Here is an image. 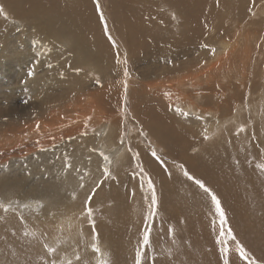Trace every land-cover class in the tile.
<instances>
[{
	"label": "rangeland",
	"instance_id": "1",
	"mask_svg": "<svg viewBox=\"0 0 264 264\" xmlns=\"http://www.w3.org/2000/svg\"><path fill=\"white\" fill-rule=\"evenodd\" d=\"M132 1L129 2V4H130L129 5V4L125 3V0H119V1L118 0H96V2L99 3V5L97 4L98 6H96V8L93 4V10L95 9L97 11V12H94V14L97 16V18L101 17L99 12L105 14V17L107 18V20L105 22H108V24L110 25L109 27L111 29V33H112V36L114 38V41H112L110 38V42H112V44L110 42L108 43L107 39H106V42L108 43L107 46L112 45L111 46L112 48H110V49H112L114 53H111V55L113 54L112 56H115L114 59H116L113 61L114 63H113V66H111V68H110V72L111 73L113 71H116V72L111 77L108 76V72L106 71L105 68H103L104 65L102 62H98V64H99L98 69L99 70H97V71L90 69V67H88V66H85L83 64L84 62L79 63L78 66L76 65L79 72L84 71V72L88 73V75H89V78H88L89 80L85 81L86 83L89 81V83H88L89 87H87L85 85L84 88L86 91L84 93H82V92L81 93L84 95V96L82 95V98L84 99V101L88 102L92 98L91 94L94 93L95 90L98 91V98L95 99V101H98V102L101 101V102H103V105H105V104L110 105L111 104L110 105L111 106V108H110L111 112L109 113V116L113 115L115 118L113 117L108 122L106 121L107 123H104V126H107L105 132H102L101 129H103V128H99L94 121L87 119L86 120L87 123L85 122V124H86L85 127L89 126V128L86 127L84 131H85V134H91V135H94L95 137L100 139L106 135V132L108 131V129L111 128V125L113 124L115 129L123 128V130H122L123 134L122 135L124 136V141L128 137L127 141L129 140L130 144L132 143V146H133L134 142L135 143L141 142L144 145H146V147L148 148V151L153 153L154 156L156 158H158L163 163V167L161 168L162 173L168 172V174L166 173V175L164 174V176L167 177V179H169V180H173L175 178V180L177 181L176 186L170 190V194L175 195L177 197L178 203H176V205L172 207V213L166 214L164 216L163 209H161L160 198H159L158 192L156 189H154L157 203H156L155 213L152 214L151 210H150V205H151L153 188H149L148 185H149V180H150L151 184H154L153 187L155 188V182H153L151 180V177L149 176V174H147L145 172L146 171L145 167H139V166H137V167L132 166L131 168L129 167V173L132 172L131 174H133V176L135 174L136 177L135 176L134 177L136 179L134 178V180L138 181L139 186L143 190V192H142L143 193V197H142L143 198V203H142L143 207L141 208V211H140V219L142 218V220H143L142 222L145 224L140 225L141 227L138 226L137 229H135V226L131 225L129 223V221H127L130 218L126 214H127V212L129 213V211L132 209L130 207V205L132 203H129L130 205H128L129 206L128 208H127L126 204L128 202H130V200H132V199H129L131 197L126 196L127 188L122 186L118 182H117L118 184L116 183L115 176L109 178V182H111L112 184L115 183V188L120 192V194L118 195L119 197H117L116 201L111 199L110 192H109V189H110L109 185H105V188L104 187L98 188V190H101V196H103V197L101 198V201L96 203V205L94 206L95 209L90 211V215L88 212H85L83 214V212H79V210L69 211L70 213L69 212H63V211L62 212L55 211V212H53L55 217H37V220H35L33 218H30L29 216L31 214H36V213L26 209L27 206L22 207L23 201L20 200L21 199L20 193L12 195V197H8L10 200H7V201L5 200V197H2V195L0 194V264H7L8 262H11L8 264H29V263L30 264H42V263H44V264H51V263L52 264H54V263L58 264L60 261H67L68 264H74V263L75 264H90L89 262H85V261H87L88 256L93 254V253H96L98 255V257H99V253L102 254L103 256H105V260L102 262L103 264H136V258H137L138 252L140 253V264L141 263L142 264H225L226 260L228 261V264H230L229 263V257H230V252L232 250L238 251L240 254H242L243 257L246 258V264H250V263L251 264H264V251H263L264 245L262 244L261 247L258 248V246L260 244L257 241L260 237L259 235L264 232L263 231V228H264V225H263L264 224V139H263L264 138V112H263L264 111V101H262V102L259 101V103H255V104L253 102V100H257L258 93H260L264 88V0H239V1L226 0L227 1L226 3H228V2L233 3V4H230V9L223 10L224 12L222 13L221 18L219 19V17H217L219 20H215V18H214L213 20L207 21L208 26H207V23L205 24V26L208 27V30L210 29L209 31H211V33L214 31V27L219 25L221 31L225 30L224 34L222 33V35H221L219 33V35L217 37L215 36L214 39L210 40V42H209L207 40L208 35L203 33L205 36L202 34L200 37L201 39H198V37H197L196 38L197 41L194 43L195 46H191L193 49L190 47L189 48L190 50H188L189 53H196L200 47H201V49H203V51H205L206 48L208 47L214 53V55H217L219 53L218 48L220 47V43H221L220 39L225 40V42L228 43L229 45H232L233 43L235 45L239 39L245 40L246 38L248 39V42H249L248 44H249V49H250L251 60L248 62L251 65V69L248 71V72H250V74H248L249 77L251 76L249 78L250 83H251L250 89L249 88H247V89L241 88V89L237 90L236 88H233V90H231L230 93L232 92V93H236V94L240 95L241 98L237 99V101L235 103H233L234 108L236 110L241 109L243 112H245V115H246L245 118H248V122L244 123L245 126L247 124H249L252 127V129H254V127H256L258 129V130H254L252 132L251 140L253 138L254 139L253 141H259V144L255 145V144H253V141H251V145H250L249 144L250 141L247 142L245 139H239L240 141L243 140V141H241L242 145L240 144V149H231V146L234 143V141H233V142H231L232 143L231 145L224 144L223 146L212 147L210 150L207 149L204 153H200V154H198L200 152V149H199V147H197L195 153L190 154V156L196 155L195 157H193L191 159V161L196 160L195 164H197L201 168L199 170V173H202V176L197 175L199 173H196L195 169L193 170L194 173H191L188 171L187 166L184 164L185 162L183 161V159L181 157V154H179L180 152H177L176 146H174L175 144L171 140V133L174 131V127L169 125V121H168L169 119H168V117L163 115V111L160 110V115L162 117H164V120L167 123H165L164 120L162 121L163 118L161 119L160 115L159 116L156 115L157 117H159V120H157L155 118L157 122L156 123L152 122V123H153L154 127H156L158 125L159 128L160 127L166 128V125L168 124V126H170L173 129V130L171 128H170V130L166 129L165 132L161 129V131H160L161 134L159 135V136H161V139L165 140L167 143V149H168L167 155H165V153L163 152L161 147L155 143V140L152 139V137L150 136L149 130L147 128H144V125L135 118V116L133 115V112H132V111H134L135 108H137L138 110H142L143 105H145V106L147 105L146 106L147 109H152V108H153L152 110L158 109L156 107L155 108L153 107V105H152L153 103L148 97L144 98L145 103H140L138 101L132 100V88L135 91V92H133L134 95H136V96L139 95L137 91L140 89V87H138V85L135 84V82L138 80V78H137L138 74L142 73V77H143L145 72L149 71V73L152 75L150 76V74H148L146 77L150 76V79H153V73H155V69L160 67L161 58L165 57L164 56L165 53L162 51V47H157L158 50H156L155 52L154 51H148V53H147L145 51H143V52L140 51L139 52L140 54L139 53L136 54V51L133 50L129 54L127 52L126 46L123 43V39H122V38H127V37L129 38V35L127 34V32H124V33H122V35H120L119 31L113 25L114 23L111 22V19L114 17L116 19H118V17L120 16L121 21L127 20V22L129 23L128 19L126 18V17H128L127 14H132V13L139 10V11H142V13H143V23L147 24L148 16L146 14H147V8H148V6H150V8H152V9L154 8V10H156V12H160V14L162 13V14L166 15L163 17V19L166 17L167 19H169V22L171 24L174 22L173 24H175V27L172 26L173 33L170 34L167 37L168 40L165 41L166 42L165 45L167 44V42H168V44L170 43L169 46L173 50L178 49L179 46L181 47V45H178V44H180L181 40L183 39L184 32L191 33V30L194 31V29L192 28L194 21H193V19H191L192 20L191 24L189 23V25H185L176 31L175 28L178 25V23L183 22V21L180 17H178V14L176 13V11H174V9H172V8L170 9V7L163 5L162 0H132ZM233 1L236 3H234ZM241 1L242 2L244 1V3H245V6H243L244 7L243 13L244 12L245 13L244 14L241 13L242 16H239V14H240L239 12H241L239 9H241V7H242ZM2 2H3V0H0V15H1L0 20H3L5 16H6V18L8 17V15H6V12H8V11H7V9H4ZM237 2L238 3L241 2V3L239 5H237ZM110 3H111V6H110ZM164 3H166V2H164ZM109 6H110L111 11H109ZM231 6H233V7H231ZM237 6H239V7H237ZM99 7H100V11H99ZM202 8H204L203 9L204 11H207V9H209L207 7H206L207 8L206 9L204 7V5ZM171 10H173V11H171ZM182 11L184 12V10H182ZM169 12H170V15H169ZM123 13L125 14V16L122 15ZM184 14H186V13H184ZM176 16L178 17L177 20H179V21H177L175 19V21H176L175 22L174 18ZM115 18H114V20H115ZM12 21H14L18 24L17 25H15V24L14 25H8V31H10L9 27H11L13 29V32L11 34L8 35V33H4V29L6 31V28L0 27V41H1V38H3L4 35H6V37L4 38L6 43L3 40L0 42V47H1V49H0V87H1L0 88V146L1 145L4 146V148L2 150H0V155H1L0 156V163L2 164V165L0 164V174H1L0 176H5L10 181L12 180L13 182H17L19 179H24L26 174L29 173V172L28 173L24 172L25 170H33L36 167L42 168L44 166V164H42L41 161H43V163H44L45 162L44 160L48 159L47 158L48 156H53L51 153H53L55 150L60 148L61 144H63V146H64V143L63 142H60V143L56 142L54 145H52V140H50V142H46L42 146L43 148H41V146H39L40 147L39 148L38 146L36 147V145H33L32 143H28V146H27L28 148L24 147L18 151H13V150L7 151V149H9V148L7 146H5L4 144L10 143L11 141H13L15 139L17 141V138H15L16 136H19V137L21 136V138L23 140H31L33 138L42 137L41 134L37 133L38 130L36 131L35 129L34 130L36 132L34 131V135L31 136L30 135L31 132H28V130H26L27 126L31 125L34 122H40L37 129L40 128L41 130L42 129L44 130V128H41V127H43V125H47L50 123V122H45V121H49L51 114L56 115V117L60 118L62 121H67L68 120L67 116H69V117L72 116L71 114H68L67 106H68V104H70L71 98H74V97H76V95H78L77 94L78 88H76L77 85H75V86L72 85L76 80L73 79V80L69 81V78H65V80L67 82L66 85H63V86L60 85L59 82L61 79H63V77L61 76V79H60V77L57 78L58 75L55 73L56 71L55 72L53 71L54 73H52V70H55L49 64L50 61H52V60H49V59L47 60L43 57L41 58V56L38 54L37 48H35L34 44L31 41H29V39L27 40L26 37L22 36V34H21L22 28L19 27L20 23L16 20H13V19H12ZM141 21H142V19H141ZM192 22H193V24H192ZM136 23H140V21L137 20ZM133 24H135V23H133ZM194 25H196V24H194ZM207 27H205V28L207 29ZM136 28H138V27H136ZM205 28H204V32L207 33L208 31H206ZM196 29H197V27H196ZM235 29H238V30H235ZM174 30H175V32H174ZM115 32L116 33L118 32V35H116ZM2 33H3V35H2ZM101 34H103L102 31H101ZM196 36H198V35H196ZM18 37L21 40H23L24 42L21 41ZM6 38H7V40H6ZM9 38H11V39H9ZM176 38H178V39H176ZM24 39H26V40H24ZM202 39H204L205 41H203ZM174 40H176V43ZM201 41H203V42H201ZM20 43H23L21 45V47L19 46ZM9 45H11L12 47L11 46L9 47ZM213 46H216V47H213ZM233 46H231L228 51H230L233 48ZM31 47H32V50H31ZM194 47L197 49L195 50ZM15 49H17V50H15ZM68 51H69V49H67L65 46L59 45V47H57L54 51L49 50V52H48L49 58L52 57V58H55V60H57L58 58L63 57V54L68 52ZM120 51L122 52V54H123V52L125 54V55H123V57L125 59L123 66L121 64H118L120 62V57L118 55V52L120 53ZM228 51H227V53H228ZM70 52H71V50H70ZM108 52H110V51H108ZM133 52H135L136 55L134 54L132 56ZM153 55H154V58L156 57L155 59L153 58ZM157 55L160 56L161 58L160 57L157 58ZM103 56H105V53L103 54ZM143 56H145V57L143 58ZM178 56H179V54L176 55V57H178ZM180 56H182V55H180ZM129 57H130V61H129ZM150 57H152V58H150ZM4 58L6 60H4ZM39 58H41L43 60H40ZM44 59L47 60L49 63L46 62ZM148 59H149V61H148ZM118 60H119V62H118ZM131 60L133 61V63H131L132 62ZM156 60H160V61H156ZM244 60H245V58H244ZM37 61H39V62H37ZM146 61H148L149 63ZM117 64H118L119 68H115V67H117ZM164 64L166 65L165 69L168 70L171 68V64L169 61H164L163 65ZM57 66H59V68L62 69V64L61 65L59 64ZM48 67H49V70H48ZM120 67H121V70H120ZM141 67L143 68V70ZM113 68H114V70H113ZM124 69L128 70L127 71L128 73H126L124 76L125 82H123ZM239 69H240V71H242L241 70L242 65H240L238 63L233 67L234 74L235 73L238 74ZM46 73H47V75H46ZM118 73H120V75ZM234 74L231 73L230 76H233ZM43 75L44 76L46 75V76L44 77ZM43 77L46 81H43L44 80ZM48 78L51 79L52 81L51 80L49 81ZM53 80L55 81V83ZM57 81H58V83H57ZM71 81H72V83H70ZM131 81L133 82V84H135L134 87L131 84L129 85V82H131ZM51 82H53L55 85L53 83L51 84ZM234 82L237 83L236 81H234ZM44 83L46 84V86L43 85ZM69 83H70V85H69ZM105 86H107L108 89H105ZM130 87H131V89H130ZM259 88H261V89H259ZM115 89H116V91H115ZM167 90L165 89V91H167V93L171 92L170 88H167ZM200 90H199L200 95H198L199 96L198 101H202L200 96L203 94V92H202V89H200ZM219 90L221 91V89H219ZM251 90H252V92L249 93ZM103 91H104V93H103ZM173 91H176V90H173ZM220 91H218V92H220ZM72 92H74V94ZM116 92H118V93H116ZM112 94H114V95H112ZM67 96L69 98H67ZM149 96L153 97L155 95H153V93H152ZM106 97H107V99H106ZM223 98H225V95H223ZM262 100H264V99H262ZM107 101L110 103H108ZM176 101H175V103H177ZM215 102H216V100L213 101V103H215ZM148 104H150V105H148ZM222 104H224V101L222 102ZM113 107H114V109H113ZM111 109H113V110H111ZM48 113H49V115H48ZM73 116H76V114L75 115L73 114ZM7 118H9V119H7ZM256 121L259 122V124L261 126L260 130H259L258 125L255 124ZM53 122H55V125H57V126L54 125L55 128L60 127V129H63L65 126L67 127V125H65V123H63L64 125H62V127L63 126L64 127L62 128L60 125H58V123L56 121H53ZM114 122H115V124H114ZM233 122L236 123L235 121H233ZM128 125L129 126L132 125V126H130V128L128 129ZM133 129H135V130H133ZM24 130H25V132H24ZM237 130H239L238 127H237ZM257 132H260L262 134V137L259 139L254 138V136L257 134ZM14 135H16V136H14ZM135 135L138 136L137 140H134ZM184 135L185 136L182 137L181 140L179 141L180 143L184 142L185 144L189 145L190 143L197 144L200 142L201 138L194 139L189 133L187 134V131L184 132ZM235 135H236V133H235ZM5 137H6V139H5ZM129 137H130V139H129ZM141 137H143L144 140ZM212 139L214 141L217 140L215 138H212ZM154 145L159 146L160 149L154 148ZM14 146L15 145H13V147ZM34 146L36 147V149ZM46 146L47 147L49 146L50 148L49 147L47 148ZM52 146H55V147H52ZM253 146L256 149H254ZM26 149L29 151L25 152ZM37 149H39V150H37ZM49 150H52V151H49ZM262 150H263V152H262ZM47 151H49V152H47ZM17 152H20V153L22 152L21 153L22 155H19ZM99 152L103 155V159L105 158L104 160L106 161V163H109L110 158H108V156L105 154V152L101 151V150ZM43 153L48 154L47 156L44 157L45 159L44 158L42 159ZM137 153L138 152H136V154ZM12 156H13V158H12ZM9 157H11V160H9L10 159ZM132 158H133L134 162H136V156L132 154ZM30 161H33L34 163L30 162ZM194 161H193L192 166L194 165ZM24 164H26V165H24ZM29 164L30 165L32 164L31 165L32 167ZM38 164H39V166H38ZM22 165H23V167H22ZM121 169H122V165L118 164V171ZM137 169H138V171H137ZM164 169H165V171H164ZM209 171H211L212 173ZM185 173H187L188 175H185ZM116 174L117 173H114V175H116ZM180 175L182 178L180 177ZM14 176H16V178ZM146 176L149 177V180L146 178ZM189 176L193 177V179L190 180L188 178ZM50 177H53V175H51L49 173L45 174V172H41L40 174L33 175V176H31L29 185L31 187V186L35 185L36 183L45 182L48 179H51ZM225 177H226V179H225ZM33 179H34V181L32 182ZM40 179H43V180L41 181ZM44 179H45V181H44ZM181 179H183V180H181ZM245 179L246 180L249 179V180H247L248 182H246ZM251 179H253L252 183L254 182V185L250 182ZM113 180H115V181H113ZM196 180L201 181L205 185V187H207L210 190V192L213 195H215V197L219 201L220 208H221L223 216H224L223 222H221L220 214H218L216 212V207L212 202V197L208 193H206L198 184L195 183ZM47 182H50V181L48 180ZM139 182H141V184ZM218 183H225V184L234 183L235 184L237 191L239 190L238 194L240 193L244 199V200L240 201L241 198H239V200H237V201H240L241 204L243 203V208L248 209V211H246V213L248 214V219H247L248 222H250L251 225H253L255 223L260 224L262 228H260V227H257V228L259 230L262 229V231H260L261 233H259L258 230H249V231H247L248 232L247 234L245 233L246 235L244 234V232H243L244 228L240 229L242 227V223H244L243 218L240 217V215L235 213L236 210L232 206L233 203L231 202V200L223 198L224 194L222 195V193H223V192H221L222 190L218 189V187H217ZM45 184H47V183H45ZM251 184L253 185V187L251 186ZM1 188H3V187H1ZM18 190L21 191V188H19ZM3 191L4 190H2L0 193H2ZM198 197H201L203 199L201 201L206 206L208 205L206 207L207 213H208V214L206 213L207 214L206 216L209 217V218L207 217L208 221H209L208 222V226H209L208 231L200 230L198 228V222H199V221L197 222L198 215H199L198 210L201 209V207H202L201 203L198 200ZM119 199H121V200H119ZM1 200H3V201H1ZM115 202H117V203H115ZM7 204H9V206H6ZM230 206H232V207H230ZM122 210H125V211H122ZM180 212H181L180 216H175L176 214L178 215ZM19 213H20V215H19ZM72 214H78L81 216L78 217V215H77V219H76L77 221L75 220L74 224L71 226L69 223H67V221H68L67 218L63 219V216L72 215ZM97 215H98V217H97ZM108 215L110 216V218ZM113 216H115V217H113ZM100 218H101V220H100ZM61 219H63V221ZM170 219H172V220H170ZM18 220H20V221L18 222ZM86 221L89 223H87ZM102 221H105V223L107 225H110L111 230H113L115 227L122 226V224H127L128 231H130L131 235L130 236L126 235L127 237L124 236V238L121 236L123 240H127L128 236H129V238L126 242L122 241L121 247L122 248L132 247V252H128L129 251L128 249H120L119 247L117 248L114 245L115 244L114 242L112 243L110 241V243H109L108 239H111V240L114 239V237H113L114 234L112 235V237H110L111 236L110 233L108 236L106 234H105L106 236H104V235L99 236V233L95 234L94 231L98 230L97 226L99 223H102ZM44 222H45V224H44ZM21 224H23V225H21ZM13 226L17 228V229L15 228L16 229L15 231L13 229ZM67 226L69 227L68 229H67ZM139 228H140V230H139ZM74 229L77 230L78 233ZM46 230H48V231H46ZM82 230H83V232H82ZM163 230H166L165 231L166 233H164ZM84 231H86V233ZM145 231L149 232V243L147 245L143 244V234L145 233ZM209 231H210V233H208ZM135 232H137V234ZM240 232H243V233H240ZM10 233H12V234H10ZM211 233L214 235H212ZM5 234H8V235H5ZM161 234L162 235L166 234V235L161 236ZM11 235H13V236H11ZM63 235H64V237H63ZM86 235L87 236L89 235L88 238ZM200 235H201V237L199 239ZM209 236L211 239L214 237V241H213V244L208 246L209 247V250H208V247L207 248H205V247L207 246L206 242H208L207 240L209 239ZM261 236H262V234H261ZM134 237H135V239H134ZM162 237H163V239H162ZM178 237H180L181 239ZM33 238L37 239V241ZM42 238H44V239L42 240ZM89 238H90V240H89ZM16 239L19 241L18 244L16 243ZM73 239H75V241L78 240L77 244L73 245L70 248V250L67 253H65L64 249H66L67 246L69 245V241L70 240L73 241ZM254 240H256V243ZM94 241L95 242L98 241L97 243H98L99 247L101 248L100 251L97 248H95L96 249L95 251H97V252L90 251L89 246L88 247L86 246L87 243H92ZM251 241H253V242H251ZM27 242H28V244H27ZM29 242L33 243V244L30 245ZM133 242L135 243L134 245H133ZM15 243H16V245H15ZM19 244L22 245L21 248L18 247V246H20ZM26 245H28V247ZM79 245L81 247L82 255L86 256V259L83 260V262L81 261L82 255H81L80 250H79ZM60 246H62V247L60 248ZM64 246H66V247H64ZM56 247H58V249L60 251L57 252L58 249H56ZM3 249H4V251H3ZM23 249H25V250L23 251ZM50 249H51V251H49ZM241 249L243 250V253L241 252ZM16 250H17L18 254H16ZM34 250H36L37 252ZM209 251L211 253H209ZM4 252H5V254H4ZM32 252L36 253V256ZM56 252H57V255L55 254ZM256 252H258V253H256ZM43 253L46 255V257ZM53 253L55 254V256L58 257V259H53V257H54ZM13 254H15V255H13ZM39 254H40V257H39ZM26 255H27V257H26ZM48 256L49 257L51 256L52 258L51 257L49 258ZM113 256L115 259L113 258ZM207 256L209 258L208 261L206 260ZM209 256H212V257H209ZM259 256H261V257H259ZM42 257H43V259H42ZM17 259H18V261H17ZM119 259H121L122 262H121V260L118 261ZM45 260L47 263H45ZM96 260H97V258H96ZM115 260L118 262H116ZM35 261H37V262H35ZM38 261H40V262L38 263Z\"/></svg>",
	"mask_w": 264,
	"mask_h": 264
},
{
	"label": "bare ground",
	"instance_id": "2",
	"mask_svg": "<svg viewBox=\"0 0 264 264\" xmlns=\"http://www.w3.org/2000/svg\"><path fill=\"white\" fill-rule=\"evenodd\" d=\"M131 1L132 0H125V3L129 4V2H131ZM236 1H239V0H236ZM95 2H96V0H3V2H2L4 9H7V11H8V12H6V15H8V17L6 18V16H5L3 20H0V27L6 28V31L4 29V33H8V35L11 34L13 32V29L11 27H9L10 31H8V25H14V24L17 25L18 24L16 22L12 21V19L18 21L20 23L19 27L22 28V30H21L22 36L26 37L27 40L29 39V41H31L34 44V46H35V48H37L38 54L41 56V58L43 57L47 60L48 59L52 60L49 63L47 60L44 59L46 62H48L50 64L51 67H53L55 69V70H52V69L51 70H52V73H54L56 71L55 73L58 75L57 78L60 77V79H61V76L63 77V79H61L59 82L60 85L61 86L66 85L67 82H66L65 78H69V81L73 80V79L76 80L72 85H74V86L77 85L76 88H78V90L76 88L75 89L77 90L78 95H76V97H74V98L70 97L71 101H70V104H68V106H67V112H68V114H71L72 116H70V117L67 116V118H68L67 121H62L60 118H57L56 115L51 114L50 118L48 117L49 121H45V122H50V123L47 125H43V127H41V128H44V130L43 129L41 130L40 128L37 129L40 122H34L31 125L27 126L26 130H28V132H31V134H30L31 136L34 135L35 130L36 131L38 130L37 133L41 134L42 137L33 138L31 140H23L21 138V136L20 137L16 136L17 135L16 134L14 136H16L15 138H17V141L15 139V140L11 141L10 143L4 144L5 146H7L9 148V149H7V151H12V150L18 151L24 147H27L28 143H32L33 145H36V147L41 146V148H43L42 146L46 142H50V140H52V145H54L56 142H58V143L63 142L64 146H63V144H61L60 148H58L53 153H51L53 156L47 157L48 159L44 158L48 154L43 153L42 159L44 158L45 162L44 163H43V161H41V162H42V164H44V166L42 165L43 166L42 168L36 167L33 170H25L24 172H26V173L29 172V173L26 174L24 179H19L17 182H13L12 180L10 181L9 179H7V177H5V176H0V192L2 190H4L0 194L2 195V197H5V200L7 201V200H10L8 197H12V195L20 193V197H21L20 200L23 201L22 207L27 206L26 209H28L32 212H35L36 214H31L29 216L30 218H33L35 220H37V217H55L53 214V212H55V211L69 212L72 210H79V212H83V214H84L85 212L89 213V210L92 211L93 209H95L94 206L96 205V203L101 201V198L103 196H101V190H98V188H100V187L105 188V185H109V187H110L109 192H110L111 199H113L115 201L117 200V197H119L118 195L120 194V192L115 188V183L112 184L111 182H109V178L115 176L116 183L118 182L122 186L126 187L127 188L126 196L131 197L129 199L133 200V201L130 200V202H128L127 204L125 203L127 205V208L129 207L128 205H130L129 203H132L130 205V207L132 209L129 211V213L127 212L126 215L130 218L127 221H129V223L131 225L135 226V229H137L138 226L145 224L142 222L143 221L142 218L140 219V211H141V208L143 207V205H142V203H143V198H142L143 197V193H142L143 190L139 186L138 181L134 180V178L136 177L135 174H134V176H135L134 177L133 174H131L132 172L129 173V167L130 168L132 166L145 167L146 171L145 170L144 171L147 174H149V176L151 177V180L153 182H155V188L154 187H152V188L156 189L158 192V195L160 198L161 209H163L164 216L166 214L172 213V207L175 206L176 203H178L177 197L175 195L170 194V190L176 186L177 181L175 180V178L173 180H169V179H167V177L164 176V174L166 175V173L168 174V172L162 173L161 168L163 167V163L158 158H156L153 153L148 151V148L146 147V145H144L141 142L140 143L134 142L133 146H132V143L130 144V141L129 140H128L129 142L127 141L128 137L124 141V136L122 135L123 134L122 133L123 128L115 129L114 125L112 124L111 128L109 127L110 129H108V131L106 132V135L100 139L95 137L94 135L85 134L84 130L87 127V126L85 127V125H86L85 122L87 119L94 121L99 128H103V129H101L102 132H105L107 126H104V123H107L110 119H112L114 117L113 115L109 116V113L111 112L110 111V108H111L110 105L111 104L110 105H106V104L103 105V102H101L100 100H99L100 102L95 101V99L98 98V91L95 90V92L91 94V97H92L91 100H89L88 102L84 101V99L82 98V95H83L82 93H84L86 91L84 88L85 85L87 87H89L88 86L89 81L87 83L85 82L86 80H89L88 79L89 75H88V73H86L84 71L79 72V70L76 67V65L78 66L79 63L84 62L83 64L85 66H88V67H90V69L97 71V70H99L98 69V67H99L98 62H102L104 65L103 68H105L106 71L108 72V76L111 77L116 72V71H113L112 73L110 72V68H111V66H113V63H114L113 61L116 59H114L115 56H112L113 54L111 55V53H114L113 50L110 49V48H112L111 47L112 45L111 46L108 45L109 47L107 46V44L110 42V38L112 41H114V38L112 36L111 29L109 27L110 25L108 24V22H105L107 20V18L105 17V14L99 12L101 15L100 18H97V16L94 14V12H97V11L95 9L93 10V4H94L95 8H96V6L99 5V3H97V2L95 3ZM162 2H163V5L170 7V9L171 8L174 9V11H176V13L178 14V17H180L183 21V22L178 23V25L175 28L176 31L185 25H189V23L191 24V21H192L191 19H193L194 24H196V25H194L192 22V24H193L192 28L194 29V31L191 30V33L184 32L183 39L181 40L180 44H178V45H181V47L179 46V48L176 50L171 49V47L169 46L170 43L168 44V42L165 45V43H166L165 41L168 40L167 37L173 33L172 26L175 27V24H173L174 22L171 24L169 22V19H167L166 17L163 19V17L166 15H164L162 13L160 14V12H156V10H154V8L153 9L150 8V6H148V8H147V14H146L148 16L147 24L143 23V13H142V11H139V10H138L139 12L136 11L132 14H127L128 17H126V18L128 19L130 24L127 22V20L121 21L120 16L118 17V19H116L114 17L115 20H114V18H112L111 22L114 23L113 25L119 31L120 35H122V33H124V32H127V34L129 35V38L128 37L122 38L123 43L125 44L127 52L129 54L133 50L136 51V54H138L140 51L141 52L145 51L147 53H148V51H154L155 52L156 50H158L157 47H162V51L165 53V55H164L165 57L161 58L160 56L157 55V58L158 57L161 58V65L159 68L155 69V73H153V79H150V76L152 74H150L149 71L146 70L147 72H145V74L143 73L144 74L143 77H142V73L138 74V76H137L138 80L135 82V84H137L138 87H140V89L137 91L139 95H137V96L134 95L133 92H135V91L132 88V100L138 101L140 103H145L144 98L148 97L152 101L153 107L154 108L156 107L158 109L157 110H152L153 108L147 109V107H146L147 105L146 106L143 105L142 110H138L137 108H135L134 111H132V112H133V115L135 116V118L144 125V128H147L149 130L150 136L152 137V139L155 140V143L157 145H159L161 147V149L163 150V152L165 153V155H167L168 154L167 153L168 152L167 143L165 140H162L161 136H159V135L161 134V132H160L161 129L165 132L166 129L170 130L171 127L168 126V124L166 125V128L165 127L159 128L158 125L156 127H154V125H153V123L157 122L156 119L159 120V117H157V116L160 115V110L163 111V115L168 117V119H169L168 120L169 125L174 127V131L171 133V140L175 144L174 146H176L177 152H180L179 154H181V157H182L183 161L185 162L184 164L187 166L188 171L191 173H194L193 170L195 169L196 173H199V170L201 168L197 164H195L196 160L195 161L193 160L194 161L193 166H192L193 161H191V159L193 157H195L196 155L190 156V154L195 153L197 147H199V149H200V152L198 153V154H200V153H204L207 149L210 150L212 147H219V146H223L224 144L231 145L232 144L231 142L234 141L233 145L231 146V149H240V144L242 145L241 141H243V140L240 141L239 139H245L247 142L250 141L249 144L251 145V141L254 140L253 138L251 140L252 132L254 130H258L254 126H253L254 129H252V127L249 124H247L245 126L244 123L248 122V118H245L246 117L245 112H243L241 109L236 110L234 108V105H233V103H235L237 101V99H239L241 97H240V95H238L236 93H232V92H231L232 94L230 93V91L233 90V88H236L237 90H239L241 88H246V89L249 88L250 89L251 83H250L249 78L251 76L249 77V75H248V74H250V72H248V71L251 69V65L248 63L251 60L250 49H249V44H248L249 42H248L247 38L245 40L239 39L235 45H234V43L232 45H229L228 43L225 42V40L220 39L221 43H220V47L218 48L219 53L217 55H214V53L208 47L206 48L205 51H203V49H201V47H200L196 53H189L188 52V50H190L189 48L191 46H195L194 43L197 41L196 38L198 37V39H201L200 37L203 33L208 35L207 40L209 42H210V40H213L215 36L217 37L219 35V33L221 35H222V33L224 34L225 30L221 31L219 25L214 27V31L211 33V31H209L210 29L208 30L207 21L213 20L214 18H215V20H219L222 16V13L224 12L223 10L230 9V4H233V3L232 2L226 3L227 2L226 0H162ZM164 2H166V3H164ZM234 3H236V2H234ZM240 3L237 2V5H239ZM203 5L205 8L207 7L209 9L206 8L207 11H204L203 10L204 8H202ZM110 6H111V3H110ZM110 6H109V11H111ZM233 6H231V7H233ZM241 6H242L241 9H239L241 11V12H239L240 13L239 16H242L241 13L242 14L245 13V12L243 13V9H244L243 6H245L244 1L242 2ZM237 7H239V6H237ZM182 10H184V12ZM99 11H100V7H99ZM171 11H173V10H171ZM184 13H186V14H184ZM122 15L125 16L124 13ZM169 15H170V12H169ZM178 17L176 16L174 18V21H175V19L177 20ZM217 17H219V19ZM141 19H142V21H141ZM137 20H139L140 23H136ZM177 21H179V20H177ZM133 23H135V24H133ZM206 23H207V26H205ZM136 27H138V28H136ZM196 27H197V29H196ZM205 27H207V29ZM204 28L206 29V31H208L207 33L204 32ZM235 30H238V29H235ZM101 31L103 32V34H101ZM174 32H175V30H174ZM2 35H3V33H2ZM116 35H118V32L116 33ZM196 35H198V36H196ZM5 37H6V35H4L3 38H1V41L3 40L5 42V39H4ZM7 38H6V40H7ZM9 39H11V38H9ZM26 39H24V40H26ZM106 39L108 40L107 41L108 43L106 42ZM176 39H178V38H176ZM202 40L205 41L204 39H202ZM21 41H23V40H21ZM174 41L176 43V40H174ZM203 41H201V42H203ZM110 43L112 44V42H110ZM22 44L23 43H20L19 46L21 47ZM59 45L65 46L67 49H69V51L66 53L63 52L64 53V54L62 53L63 57L58 58L57 60H55V58H52V57L49 58V53H48L49 50L54 51L57 47H59ZM10 46L11 45H9V47ZM231 46H233V48L230 51H228ZM213 47H216V46H213ZM0 49H1V47H0ZM194 49L196 50L197 48L194 47ZM15 50H17V49H15ZM31 50H32V47H31ZM70 50H71V52H70ZM108 51H110V52H108ZM227 51H228V53H227ZM103 52L105 53V56H103V54H104ZM134 54H135V52H133L132 56ZM177 54H179L178 57H176ZM118 55L120 57V62L118 60V62H119L118 64H121L123 66L124 60H125L123 55H125V54H124V52L122 54V52L120 51V53L118 52ZM180 55H182V56H180ZM144 57L145 56H143V58ZM41 58H39V59L43 60ZM150 58H152V57H150ZM153 58H154V55H153ZM244 58H245V60H244ZM4 60H6V59L4 58ZM129 61H130V57H129ZM148 61H149V59H148ZM148 61H146V62H148ZM156 61H160V60H156ZM164 61L170 62V64H171L170 69H168V70L165 69L166 65L165 64L163 65ZM37 62H39V61H37ZM131 63H133V61ZM238 63L240 65H242V69H241L242 71H240V69H239L238 74H236V73L234 74L233 67ZM59 64L60 65L62 64V69L59 68V66H57ZM118 64H117V67H115V68H119ZM48 70H49V67H48ZM113 70H114V68H113ZM120 70H121V67H120ZM142 70H143V68H142ZM127 71H128L127 69H124L123 82H125L124 76L126 73H128ZM231 73H233L234 75L230 76ZM118 74L120 75V73H118ZM148 74H150V76L146 77ZM46 75H47V73H46ZM44 77H43V79H44ZM50 80L51 79H49V81ZM43 81H46V80L44 79ZM58 81H57V83H58ZM234 81H236L237 83H235ZM52 83L53 82H51V84ZM54 83H55V81H54ZM70 83H72V81ZM70 83H69V85H70ZM130 84L133 87L135 85V84H133L132 81L129 82V85ZM43 85L46 86L45 83ZM167 88H170V90H171L170 93H167V91H168ZM105 89H108V87L105 86ZM130 89H131V87H130ZM165 89L167 91H165ZM200 89H202V92H203V94L200 96L202 101H198L199 100L198 95H200V92H199ZM219 89H221V91ZM259 89H261V88H259ZM173 90H176V91H173ZM263 90H264V88H263ZM263 90L260 93H258L257 100H253L254 104L259 103V101H261V102L264 101V100H262V99H264V91ZM115 91H116V89H115ZM218 91H220V92H218ZM74 92H72V93L74 94ZM251 92H252V90L249 93H251ZM103 93H104V91H103ZM116 93H118V92H116ZM152 93L155 96H153V97L149 96ZM112 95H114V94H112ZM223 95H225V98H223ZM68 96H67V98H69ZM107 97H106V99H107ZM214 100H216L215 103H213ZM175 101L177 103H175ZM223 101H224V104H222ZM108 103H110V102H108ZM148 105H150V104H148ZM113 109H114V107H113ZM113 109H111V110H113ZM73 114L74 115L76 114V116H73ZM48 115H49V113H48ZM160 117H161V119L163 118L162 119V121H163L164 117H162L161 115H160ZM7 119H9V118H7ZM53 121H56L58 123V125H60L61 127H62V125H64L63 123H65V125H67V127L68 126L69 127L67 128L66 126L65 127L63 126L64 127V128L62 127L63 129H60V127L55 128V126H57V125H55V122H53ZM233 121H235L236 123H234ZM164 122H165V120H164ZM165 123H167V122H165ZM114 124H115V122H114ZM255 124L258 125L259 130H260L261 126H260L259 122L256 121ZM130 126H132V125H130ZM130 126L128 125V129L130 128ZM237 127L239 130H237ZM87 128H89V126ZM133 130H135V129H133ZM186 131H187V134L189 133L194 139L201 138L202 140L200 139V142H199L200 144L199 143H197V144L190 143L189 145H187L184 142L180 143L179 141L181 140L182 137L185 136L184 132H186ZM24 132H25V130H24ZM235 133H236V135H235ZM261 137H262V134L260 132H257V134L254 136V138H256V139H259ZM137 138H138V136L135 135L134 140H137ZM141 138L144 140L143 137H141ZM212 138H215L217 140L214 141ZM5 139H6V137H5ZM129 139H130V137H129ZM253 144L258 145L259 141H253ZM13 145H15V146L13 147ZM157 145H154V148L160 149V147ZM36 147H35V149H36ZM52 147H55V146H52ZM3 148H4V146L1 145L0 150H2ZM253 148L256 149L254 146H253ZM37 150H39V149H37ZM100 150L104 151L105 154L108 156V158H110L109 163H106V161L104 160L105 158L103 159V155L99 152ZM28 151L29 150L26 149L25 152H28ZM49 151H52V150H49ZM49 151H47V152H49ZM136 152H138V153L136 154ZM262 152H263V150H262ZM17 153L19 155H22L21 154L22 152L21 153L17 152ZM132 154L136 156V162H134V160L132 158ZM9 158H10L9 160H11V157H9ZM12 158H13V156H12ZM30 162H33V161H30ZM118 164L122 165V169L119 171H118ZM24 165H26V164H24ZM38 166H39V164H38ZM22 167H23V165H22ZM137 171H138V169H137ZM164 171H165V169H164ZM41 172H45V174L49 173V174L53 175V177H50L51 179H48L50 182H47L48 180L46 179L47 181H45V179H44L45 182H39V183H36L35 185L30 187L29 182H30L31 176L40 174ZM209 172H211V171H209ZM114 173H117V174L114 175ZM197 175L202 176V173H199ZM14 177L16 178V176H14ZM180 177H181V175H180ZM146 178L149 180L148 176H146ZM225 179H226V177H225ZM40 180L42 181L43 179H40ZM181 180H183V179H181ZM247 180H249V179H247ZM247 180L245 179L246 182H248ZM252 180L253 179H251V181H250L251 183H252ZM33 181H34V179L32 180V182ZM113 181H115V180H113ZM45 183H47V184H45ZM139 183L141 184V182H139ZM252 184L254 185V182ZM252 184H251V186L253 187ZM153 185L154 184H152V186ZM1 187H3V188H1ZM217 187H218V189L222 190L221 192H223L222 195L224 194V197H223L224 199L231 200V202L233 203L232 206L236 210L235 213L240 215V217L243 218L244 223H242V227L240 229H243V228L245 229V230L243 229L244 234L245 233L247 234L248 233L247 231H249V230H258V232L261 233L260 231H262V229L259 230L257 228V227L262 228L260 224L255 223V224L251 225V223L248 222V220H247L248 214L246 213V211H248V209L243 208V203L242 204L240 203V201H242L244 199L240 193L238 194L239 190L237 191L235 184L234 183H229V184L218 183ZM19 188H21V191L18 190ZM239 198H241V200L237 201V200H239ZM121 199H119V200H121ZM198 200L202 205L201 209L198 210V212H199L198 220H197V222L199 221L198 222V228L200 230L208 231L209 230V226H208V222H209L208 218L209 217L206 216L208 214L207 208H206L208 205L206 206L201 201V200H203L201 197H198ZM1 201H3V200H1ZM115 203H117V202H115ZM6 206H9V204H7ZM232 206H230V207H232ZM122 211H125V210H122ZM19 215H20V213H19ZM77 215L78 214L66 215L67 217L63 216V219L67 218V220H68L67 223H69L72 226L74 224L75 220L77 219ZM180 215H181V212L178 215L176 214L175 216H180ZM80 216L81 215H78V217H80ZM97 217H98V215H97ZM113 217H115V216H113ZM109 218H110V216H109ZM63 219H61V220L63 221ZM100 220H101V218H100ZM170 220H172V219H170ZM19 221L20 220H18V222ZM87 223H89V222H87ZM44 224H45V222H44ZM21 225H23V224H21ZM110 227L111 226L107 225L105 223V221H102V223H99L97 226L98 230H96L94 232H95V234L99 233V236H101V235H104V236L107 235L108 236L110 233V235H111L110 237H112V235L114 234V236H113L114 239H112V240L108 239L109 243H110V241L112 243L114 242L115 243L114 245L117 248L119 247L120 249H128L129 250L128 252H132V247H125V248L121 247L122 241L126 242L129 238V236L131 235L130 231H128L127 224H122V226L115 227L113 230H111ZM15 228L16 227L13 226L14 231L17 229V228L15 229ZM68 228L69 227L67 226V229ZM139 230H140V228H139ZM46 231H48V230H46ZM75 231H77V230H75ZM86 231H84V232L86 233ZM165 231L166 230H163L164 233H166ZM210 231L208 233H210ZM263 231H264V228H263ZM82 232H83V230H82ZM243 232H240V233H243ZM77 233H78V231H77ZM135 233L137 234V232H135ZM10 234H12V233H10ZM261 234H262V236H261ZM261 234L259 235L260 237L257 240L258 243L260 244L258 246V248L261 247L262 244L264 245V232ZM5 235H8V234H5ZM13 235H11V236H13ZM126 235H129L127 240H123L122 237L124 238V236H126ZM164 235H166V234H164ZM164 235L161 234V236H164ZM212 235H214V234H212ZM88 236H87V238H88ZM210 236H209V239L207 240L208 242H206L207 246L205 248H207L208 246L213 244L214 237L211 239ZM63 237H64V235H63ZM200 237H201V235L199 236V239H200ZM35 238H33V239H35ZM44 238H42V240ZM178 238H180V237H178ZM134 239H135V237H134ZM162 239H163V237H162ZM35 240L37 241V239H35ZM71 240L69 241V245L67 246V248L64 249L65 253H67L73 245L77 244L78 240L77 241H75V239H73V241H71ZM89 240H90V238H89ZM254 241L256 243V240H254ZM18 242L19 241L16 239L17 244H18ZM97 242L94 241L92 243H87L86 246L87 247L89 246L90 251L97 252V251H95L96 250L95 248H97L100 251L101 248L99 247ZM251 242H253V241H251ZM16 243H15V245H16ZM27 244H28V242H27ZM31 244H33V243H30V245ZM134 244L135 243L133 242V245ZM26 246L28 247V245H26ZM18 247L21 248L22 245H20ZM58 247H56V249H58ZM61 247L62 246H60V248ZM64 247H66V246H64ZM24 250L25 249H23V251ZM79 250H80V253L82 255L80 245H79ZM208 250H209V247H208ZM3 251H4V249H3ZM34 251H36V250H34ZM58 251H60V250L58 249L57 252ZM57 252L55 253L56 255H57ZM231 252H230V257H229V263L230 264H246V258H244L242 254H240L238 251H235V250H232ZM209 253H211V252L209 251ZM256 253H258V252H256ZM4 254H5V252H4ZM16 254H18L17 250H16ZM33 254H35V256H36V253H33ZM55 254L53 253V256H54L53 259H58V257L55 256ZM13 255H15V254H13ZM26 257H27V255H26ZM39 257H40V254H39ZM45 257H46V255H45ZM209 257H212V256H209ZM259 257H261V256H259ZM96 258H97V260H96ZM113 258H114V256H113ZM42 259H43V257H42ZM85 259H86V256L82 255L81 261L83 262V260H85ZM104 260H105V256H103L102 254L99 253V257H98V255L96 253H93V254L88 256V260L85 262H89L90 264H103L102 262ZM120 260L121 259H119L118 261H120ZM206 260L207 261L209 260L208 256H207ZM17 261H18V259H17ZM118 261H116V262H118ZM35 262H37V261H35ZM39 262L40 261H38V263ZM121 262H122V260H121ZM8 263H11V262H8ZM45 263H47L46 260H45ZM42 264H44V263H42ZM54 264H56V263H54ZM58 264H68V262L67 261H60Z\"/></svg>",
	"mask_w": 264,
	"mask_h": 264
},
{
	"label": "snow or ice",
	"instance_id": "3",
	"mask_svg": "<svg viewBox=\"0 0 264 264\" xmlns=\"http://www.w3.org/2000/svg\"><path fill=\"white\" fill-rule=\"evenodd\" d=\"M185 175H188V174L185 173ZM188 178L190 180L193 179V177H191V176H189ZM195 183L198 184L206 193H208L212 197V202H213V204L216 207V212L218 214H220L221 222H223V213H222V210L220 208V203L217 200V198L215 197V195H213L210 192V190L207 187H205V185L201 181L196 180ZM148 186H149V188L153 187L152 184H151V181H149V185ZM156 203H157V201H156L155 191L153 189L152 198H151V205H150V210H151L152 214L155 213ZM89 215H90V210H89ZM148 243H149V232L145 231V233L143 234V244L147 245ZM49 251H51V249ZM241 252L243 253L242 249H241ZM136 264H140V253L139 252L137 253ZM225 264H228L227 260L225 261Z\"/></svg>",
	"mask_w": 264,
	"mask_h": 264
}]
</instances>
